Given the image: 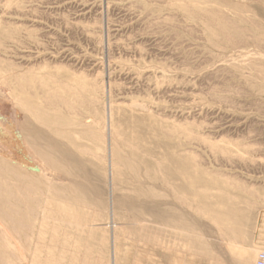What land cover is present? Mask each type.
I'll return each instance as SVG.
<instances>
[{
  "label": "rangeland",
  "instance_id": "obj_1",
  "mask_svg": "<svg viewBox=\"0 0 264 264\" xmlns=\"http://www.w3.org/2000/svg\"><path fill=\"white\" fill-rule=\"evenodd\" d=\"M152 1L0 0V264L264 252V0Z\"/></svg>",
  "mask_w": 264,
  "mask_h": 264
},
{
  "label": "bare ground",
  "instance_id": "obj_2",
  "mask_svg": "<svg viewBox=\"0 0 264 264\" xmlns=\"http://www.w3.org/2000/svg\"><path fill=\"white\" fill-rule=\"evenodd\" d=\"M149 1H150V0H149ZM151 1H152V0H151ZM154 1H155V0H154ZM165 1H166V0H165ZM228 1H229V0H228ZM152 2H153V1H152ZM166 2H167V1H166ZM164 3H165V2H164ZM252 3H253V2H252ZM222 4H223V3H222ZM187 5H188V4H187ZM226 5H227V4H226ZM189 6H190V5H189ZM233 6H234V5H233ZM140 7H141V6H139V8H140ZM142 7H143V6H142ZM215 9H216V8H215ZM212 11H213V10H212ZM230 11H231V10H230ZM222 12H223V11H222ZM153 13H154V12H153ZM223 14H224V13H223ZM148 15H150V13H148ZM200 15H201V14H200ZM219 15L221 16V13H220ZM155 16H156V15H155ZM238 16H239V14H238ZM157 17H158V16H157ZM169 17H170V16H169ZM195 17H197V16H195ZM204 17H205V16H204ZM204 17H203V18H204ZM225 17H226V16H225ZM197 18H198V17H197ZM206 18H207V17H206ZM155 19H156V18H155ZM179 19H180V18H179ZM242 19H243V18H242ZM246 19H247V18H246ZM156 20H157V19H156ZM208 20H209V19H208ZM208 20H207V21H208ZM227 20H229V18H227ZM209 21H210V20H209ZM217 21H218V20H217ZM236 21H237V20H236ZM242 21H243V20H242ZM180 22H181V21H180ZM203 22L206 23L205 21H203ZM223 22H224V18H223ZM150 23H151V22H150ZM224 23H225V22H224ZM231 23H232V22H231ZM254 23H255V22H254ZM207 24H208V23H207ZM210 24H211V23H210ZM239 24H240V22H239ZM255 24H256V23H255ZM257 24H258V22H257ZM136 25H137V24H136ZM144 25H145V24H144ZM217 25H218V24H217ZM221 25H222V23H221ZM251 25H252V24H251ZM259 25H261V24L259 23ZM259 25H258V26H259ZM176 26H177V25H176ZM214 26H215V23H214ZM228 26H230V25H228ZM239 26H241V25H239ZM255 26H257V25H255ZM187 27H188V26H187ZM222 27H223V26H222ZM259 27H260V26H259ZM261 27H263V24H262ZM138 28H139V27H138ZM172 28H173V27H172ZM191 28H192V27H191ZM247 28H248V27H247ZM229 29H230V28H229ZM229 29H228V30H229ZM237 29H238V28H237ZM242 29H243V28H242ZM256 29H257V28H256ZM259 29H260V28H259ZM259 29H258V30H259ZM168 30H169V29H168ZM182 30H183V29H182ZM195 30H196V29H195ZM214 30H216V28H215ZM231 30H232V29H231ZM238 30H239V29H238ZM240 30H241V29H240ZM240 30H239V31H240ZM243 30H244V29H243ZM243 30H242V31H243ZM261 30H262V29H261ZM261 30H260V32H261ZM217 31H218V30H217ZM244 31H245V30H244ZM247 31H250V30H247ZM255 31H256V30H255ZM263 31H264V27H263ZM263 31H262V32H263ZM150 32H151V31H150ZM257 32H258V31H257ZM217 33H218V32H217ZM230 33H231V32H230ZM252 33H253V32H251V34H252ZM173 34H174V33H173ZM228 34H229V33H228ZM260 34H261V33H260ZM176 35H177V34H176ZM219 35H220V32H219ZM219 35H218V37H219ZM232 35H233V34L231 33L230 36H232ZM236 35H237V34H236ZM239 35H241V34H239ZM226 36H227V35H226ZM226 36H225V37H226ZM228 36H229V35H228ZM230 36H229V37H230ZM233 36H234V35H233ZM242 36H244V35H242ZM245 36H246V35H245ZM239 37H240V36H239ZM250 37H251V35H250ZM257 37L260 39L259 36H257ZM84 38H85V37H84ZM247 38H248V37H247ZM253 38H254V37H253ZM258 38H257V39H258ZM226 39H227V37H226ZM231 39H233V37H232ZM234 39H235V38H234ZM234 39H233V40H234ZM236 39H237V38H236ZM242 39H243V38H242ZM249 39H250V38H249ZM262 39L264 40V38L261 37V40H262ZM199 40H200V39H199ZM211 40H212V39H211ZM227 40H228V39H227ZM229 40H230V39H229ZM247 40H248V39H247ZM261 40H257V42H258V41H261ZM221 41H223V40L221 39ZM243 41H244V40H243ZM245 41H246V39H245ZM253 41H254V40H253ZM218 42H219V41H218ZM223 42H224V41H223ZM230 42H231V41H230ZM239 42H241V41L236 42V43H237L236 45H238ZM247 42H248V41H247ZM262 42H263V41H262ZM262 42H261V45L264 44V43H262ZM89 43H90V42H89ZM213 43H214V40H213ZM248 43H249V42H248ZM254 43H256V42H254ZM240 44H242V42H241ZM258 44H259V43H258ZM216 45H217V43H216ZM219 45H220V44H219ZM230 45L232 46L231 43H230ZM233 45H234V44H233ZM243 45H244V44H243ZM245 45H246V43H245ZM245 45H244V46H245ZM252 45H253V44H252ZM261 45H259V46L261 47ZM221 46H222V45H221ZM221 46H219V47H221ZM238 46H239V45H238ZM244 46H243V47H244ZM256 46H257V44H256ZM259 46L256 47V48H260ZM233 47H235V45H234ZM247 47H248V46H247ZM250 47H251V46H250ZM238 48L240 49V47H238ZM245 48H246V47H245ZM222 49H224V48H222ZM228 49H229V48H227V51H228ZM239 49H238V50H239ZM225 50H226V49H225ZM234 50L236 51L235 48H234ZM241 50H243V48H242ZM261 50H262V49H261ZM229 51H230V50H229ZM231 51H233V50L231 49ZM245 51H246V50H245ZM248 51H249V50H248ZM250 51H251V50H250ZM263 51H264V50H263ZM76 52H77V51H76ZM225 52H226V51H225ZM254 52H255V51H254ZM254 52H253V53H254ZM256 52H257V51H256ZM260 52H261V51H260ZM260 52H259V55H260ZM251 53H252V52H249V53L247 52V54H249V55H251ZM222 54H224V53H222ZM225 54H227V53H225ZM136 55H137V54H136ZM242 55H243V53H242ZM242 55H241V56H242ZM221 56H223V55H221ZM233 56H234V55H233ZM236 56H239V55L236 54ZM246 56H247V55H246ZM246 56H245V57H246ZM227 57H228V56H227ZM222 58H223V57H222ZM225 58H226V57H225ZM228 58H229V57H228ZM242 58H243V57H242ZM231 59H233V57H232ZM218 60H219V59H218ZM226 60H227V59H226ZM234 60H235V59H234ZM237 60H238V59H236V61H237ZM163 61H164V60H163ZM180 61H181V60H180ZM182 61H183V60H182ZM221 61H222V60H221ZM227 61H228V60H227ZM250 61H251V60H249V62H250ZM231 62H232V61H231ZM239 62H240V61H238V64H240ZM179 63H180V62H179ZM222 63H223V62H222ZM236 63H237V62H236ZM236 63H234V64H236ZM250 63H251V62H250ZM249 65H250V64H249ZM238 68H239V67H238ZM254 68H255V67H254ZM255 69H257V68H255ZM258 71H259V69H258ZM17 72H18V71H17ZM14 75H15V74H13V76H14ZM208 75H209V73H208ZM198 76H199V75H198ZM15 77H16V76H15ZM207 78H208V77H207ZM262 78H263V77H262ZM262 78H261V80H262ZM224 79H225V78H224ZM226 79H227V78H226ZM206 80H207V79H206ZM217 81H218V80H217ZM207 82H208V81H207ZM226 82H227V81H226ZM4 83H5V82H4ZM8 83H9V82H8ZM17 83H18V81H17ZM205 83H206V82H205ZM261 84H262V83H261ZM263 84H264V83H263ZM6 85H7V84H6ZM62 86H63V85H62ZM69 86H70V84H69ZM66 87H67V86H66ZM263 87H264V85H263ZM9 88H11V87H9ZM214 88H215V87H214ZM218 89H219V88H218ZM1 90H2V89H1ZM165 90H167V89H165ZM212 90H213V89H212ZM230 90H231V89H230ZM23 91H24V90H23ZM170 91H171V90H170ZM218 91H219V90H218ZM224 91H225V90H224ZM9 92H10V91H9ZM70 92H71V91H70ZM164 92H165V91H164ZM164 92H163V93H164ZM167 92H168V91H167ZM208 92H209V91H208ZM222 92H223V91H222ZM226 92H227V91H226ZM10 93H11V92H10ZM129 93H130V92H129ZM165 93H166V92H165ZM204 93H205V92H204ZM51 94H52V92H51ZM15 95H16V94H15ZM209 96H210V95H209ZM259 96H260V95H259ZM46 98H47V96H46ZM75 99H76V98H75ZM167 99H168V98H167ZM210 99H211V98H210ZM217 99H218V98H217ZM44 100H45V99H44ZM62 101H63V100H62ZM210 101H211V100H210ZM48 102H49V101H48ZM55 102H56V101H55ZM66 102H67V101H66ZM79 102H80V101H79ZM128 102H129V101H128ZM232 102H233V101H232ZM249 102H250V101H249ZM125 103H126V102H125ZM243 103H244V102H243ZM49 104H50V102H49ZM68 104H69V103H68ZM87 104H88V103H87ZM19 105H20V104H19ZM248 105H249V104H247V106H248ZM52 106H53V105H52ZM71 106H72V104H71ZM21 107H22V106H21ZM66 108H67V107H66ZM74 108H75V107H74ZM247 108H248V107H247ZM51 110H52V109H51ZM154 110H155V109H154ZM255 110H256V109H255ZM257 110H258V109H257ZM79 111H80V110H79ZM161 112H162V111H161ZM159 113H160V112H159ZM78 114H79V113H78ZM157 114H158V112H157ZM214 114H215V113H214ZM91 115H92V114H91ZM79 117H80V116H79ZM164 117H165V116H164ZM219 117H220V116H219ZM66 118H67V117H66ZM68 118H69V117H68ZM107 118H108V114H107ZM167 118H168V117H167ZM223 118H224V117H223ZM226 118H227V117H226ZM165 119H166V118H165ZM171 119H172V118H171ZM191 119H192V118H191ZM108 120H109V119H108ZM167 120H168V119H167ZM185 120H186V119H185ZM237 120H238V119H237ZM34 121H35V120H34ZM91 121H92V120H91ZM239 121H240V120H239ZM250 121H251V120H250ZM84 122H85V121H84ZM84 122H83V123H84ZM198 122H199V121H198ZM201 124H202V123H201ZM253 124H254V123H253ZM2 125H3V124H2ZM88 125H89V124H88ZM221 126H222V125H221ZM242 128H243V127H242ZM49 129H50V128H49ZM49 131H50V130H49ZM96 131H97V130H96ZM5 133H6V132H5ZM251 133H252V132H251ZM108 134H109V132H108ZM255 134H256V133H255ZM109 135H110V134H109ZM109 135H108V137H109ZM211 135H212V134H211ZM256 135H257V134H256ZM7 136H8V135H7ZM198 136H199V135H198ZM10 137H11V136H10ZM28 137H29V136H28ZM90 137H91V136H90ZM92 137H93V136H92ZM221 137H222V136H221ZM8 138H9V137H8ZM29 138H30V137H29ZM105 138H106V137H105ZM93 139H96V140H97L98 138L93 137ZM78 141H79V140H78ZM188 142H189V141H188ZM109 143H110V142H109ZM117 144H118V143H117ZM127 144H128V143H127ZM196 144H197V143H196ZM7 145H8V144H7ZM121 145H122V144H121ZM128 145H129V144H128ZM31 146H33V144H32ZM216 146H217V145H216ZM245 146H246V145H245ZM259 146H260V144H259ZM36 147H37V146H36ZM36 147H35V148H36ZM109 147H110V145H109ZM261 147H262V146H261ZM9 148H10V147H9ZM32 148H33V147H32ZM46 148H47V147H46ZM50 148H51V147H50ZM110 148H111V147H110ZM133 148H134V146H133ZM202 148H203V147H202ZM216 148H217V147H216ZM33 149H34V148H33ZM33 149H32V150H33ZM36 149L38 150V147H37ZM47 149H48V148H47ZM131 149H132V147H131ZM17 150H19V149H17ZM40 150L42 151L43 149H40ZM84 150H85V149H84ZM84 150H83L82 152H84ZM187 150H188V149H187ZM189 150H190V149H189ZM20 151H21V150H20ZM34 151H35V149H34ZM41 151H40V152H41ZM78 151H79V150H78ZM86 151H87V150H86ZM86 151H85V152H86ZM88 151H89V150H88ZM110 151H111V150H110ZM217 151H218V148H217ZM4 152H5V151H4ZM15 152H16V150H15ZM38 152H39V151H38ZM42 152L44 153V151H42ZM89 152H90V151H89ZM251 152H252V151H251ZM2 153H3V152H2ZM29 153H30V152H29ZM87 153H88V152H87ZM189 153H190V151H189ZM3 154H5V153H3ZM18 154H19V153H18ZM33 154L36 155V153H33ZM84 154H86V153H84ZM88 154H89V153H88ZM90 154H91V153H90ZM137 154H138V153H137ZM40 155H41V154L38 153V156H40ZM43 155L45 156V153H44ZM193 155H194V153H193ZM47 156L49 157L50 154L47 155ZM77 156H78V155H77ZM82 156H83V155H82ZM91 156H92V155H91ZM5 157H6V156H5ZM10 157H11V156H10ZM48 157H47V158H48ZM50 157H51V156H50ZM39 158H40V157H39ZM41 158L44 159L43 156H42ZM47 158H46V159H47ZM83 158H85V157H83ZM113 158H114V156H113ZM5 159H6V158H5ZM26 159H27V158H26ZM46 159H45V161H46ZM200 159H201V158H200ZM40 160H41V159H40ZM51 160H52V159H51ZM17 161H18V160H17ZM43 161H44V160H42V162H43ZM54 161H55V159H54ZM103 161H104V160H103ZM250 161H251V160H250ZM254 161H255V160H254ZM40 162H41V161H40ZM49 162L51 163V161H49ZM49 162H48V163H49ZM55 162H56V161H55ZM60 162H61V161H60ZM212 162H213V161H212ZM43 163H45V162H43ZM43 163H42V164H43ZM48 163H47V165L45 164L46 167H48L49 165H52V163L49 164V165H48ZM53 163H54V162H53ZM86 163H87V161H86ZM110 163H111V161H110ZM6 164H7V163H6ZM55 164H57V163H55ZM111 164H112V163H111ZM113 164H114V163H113ZM130 164H131V163H130ZM134 164H135V163H134ZM57 165H58V164H57ZM62 165H63V163H62ZM65 165H66V164H65ZM65 165H63V167H64ZM11 166H12V165H11ZM11 166H10V167H11ZM26 166H27V165H26ZM84 166H86V165H85V162H84ZM3 167H4V166H3ZM51 167H52V166H51ZM60 167H61V166H60ZM116 167H117V166H116ZM6 168H7V167H6ZM49 168H50V167H49ZM64 168H65V167H64ZM7 169H8V168H7ZM54 169H56V168H54ZM66 169L68 170V168H66ZM66 169H65V170H66ZM75 169H77V168H75ZM159 169H160V168H159ZM56 170H57V169H56ZM58 170H60V169H58ZM67 170H66V171H67ZM83 170H84V167H83ZM244 170H245V169H244ZM263 170H264V169H263ZM41 171H42V170H41ZM49 171H50V170H49ZM51 171H54V170L52 169ZM60 171H61V170H60ZM66 171H61V172H66ZM77 171H78V170H77ZM85 171H86V169H85ZM111 171H112V170H111ZM246 171H247V170H246ZM9 172L13 173L12 171H9ZM18 172H19V171H18ZM31 172H32V171H31ZM67 172H68V171H67ZM16 173H17V170L14 172V174H16ZM19 173L21 174V172H19ZM38 173H39V172H38ZM68 173H69V172H68ZM117 173H118V171H117ZM138 173H139V172H138ZM1 174H2V173H1ZM55 174L58 175L57 173H55ZM59 174H61V173H59ZM70 174H71V173H70ZM70 174H69V175H70ZM139 174H140V173H139ZM12 175H13V174H12ZM34 175H35V174H34ZM39 175H40V173H39ZM39 175H38V176H39ZM49 175L51 176V174H49ZM56 175H55V176H56ZM110 175H111V174H110ZM8 176H9V175H8ZM44 176L46 177V174H44ZM61 176H64V175H61ZM61 176H60V177H61ZM139 176H140V175H139ZM20 177H21V175H20ZM30 177H32V176H30ZM33 177H34V176H33ZM33 177H32V178H33ZM69 177H70V176H69ZM71 177H73V176H71ZM77 177H79V176H77ZM137 177H138V176H137ZM142 177H143V176H142ZM147 177H148V176H147ZM1 178H2V177H1ZM3 178H4V177H3ZM21 178H22V177H21ZM25 178H29V177H26V176H25ZM25 178H23V180H24ZM48 178H49V177H48ZM48 178H47V179H48ZM140 178H141V177H140ZM30 179H31V178H30ZM47 179H46V180H47ZM58 179H59V177H58ZM60 179H61V178H60ZM70 179H71V178H70ZM74 179H75V177H74ZM80 179H81V178H80ZM82 179H83V178H82ZM33 180H34V179H33ZM37 180H38V178H37ZM56 180H57V178H56ZM61 180L64 181V180H65L64 177H63ZM67 180H68V179H67ZM67 180H65V181H67ZM11 181H12V180H11ZM41 181H42V180H41ZM54 181H55V180H54ZM129 181H130V179H129ZM242 181H243V180H242ZM7 182H8V181H7ZM29 182H30V180H29ZM35 182H36V181H35ZM39 182H40V181H39ZM48 182H50L49 179H48ZM56 182H57V181H56ZM74 182H75V181H74ZM80 182H81V181H80ZM92 182H93V181H92ZM130 182H131V181H130ZM13 183H14V182H13ZM13 183H12V184H13ZM15 183H16V181H15ZM23 183H24V182H23ZM37 183H38V182H37ZM40 183H41V182H40ZM57 183H58V182H57ZM33 184H34V183H33ZM51 184H53V180H52V183H51ZM112 184H113V183H112ZM242 184H243V183H242ZM2 185H3V184H2ZM28 185H29V184H28ZM65 185H66V184H63V186H65ZM72 185H73V184H72ZM72 185H69V186L71 187ZM87 185H88V184H87ZM12 186H13V185H12ZM18 186H19V185H18ZM36 186H37V185H36ZM44 186H45V185H44ZM54 186H55V184H54ZM73 186H74V185H73ZM88 186H89V185H88ZM95 186H96V185H95ZM250 186H251V185H250ZM19 187H20V186H19ZM45 187H46V186H45ZM55 187H56V186H55ZM59 187L61 188V185H60ZM75 187H77V186H75ZM89 187H90V186H89ZM92 187H93V185H92ZM96 187H97V186H96ZM243 187H244V186H243ZM14 188H15V187H14ZM34 188H35V187H34ZM47 188H48V187H47ZM53 188H54V187H53ZM62 188H63V187H62ZM77 188H78V187H77ZM77 188H76V189H77ZM93 188H94V187H93ZM142 188H143V187H142ZM149 188H150V187H149ZM151 188H152V187H151ZM15 189H16V188H15ZM23 189H24V188H23ZM29 189H30V188H29ZM32 189H33V188H32ZM32 189H31V191H32ZM35 189H37V188H35ZM39 189H40V188H39ZM49 189H51V188L49 187ZM49 189H48V190H49ZM54 189H55V188H54ZM56 189H57V187H56ZM63 189H64V188H63ZM69 189H70V188H69ZM69 189H68V190H69ZM73 189H74V188H73ZM97 189H99V187H98ZM137 189H138V188H137ZM147 189H148V187H147ZM25 190H26V189H25ZM48 190H47V192H49ZM57 190H58V189H57ZM68 190H67V191H68ZM140 190H141V189H140ZM144 190H145V188H144ZM148 190H149V189H148ZM148 190H146V191H148ZM150 190H151V189H150ZM152 190H153V189H152ZM170 190H171V189H170ZM243 190H244V189H243ZM19 191H20V190H19ZM22 191H23V190H22ZM33 191H34V190H33ZM33 191H32V192H33ZM36 191H38V189H37ZM41 191H42V190H41ZM41 191H40V195L42 194ZM54 191H55V190H53V192H54ZM60 191H61V190H60ZM71 191H72V188H71ZM74 191H75V189H74ZM130 191H131V189H130ZM141 191H142V190H141ZM153 191H154V190H153ZM16 192H17V190H16ZM34 192H35V191H34ZM34 192H33V193H34ZM47 192H46V193H47ZM63 192H65V191H63ZM69 192H70V191H69ZM78 192H79V190H78ZM202 192H203V191H202ZM4 193H6V191H5ZM35 193H36V192H35ZM50 193H51V192H50ZM134 193H135V192H134ZM139 193H140V192H139ZM220 193H221V192H220ZM18 194H19V193H18ZM23 194H24V193H23ZM23 194H22V195H23ZM51 194H53V193H51ZM65 194H66V193H65ZM68 194H69V193H68ZM71 194H72V193H71ZM76 194H77V193H76ZM80 194H81V193H80ZM90 194H91V193H90ZM202 194H203V193H202ZM6 195H7V194H6ZM30 195H31V194H30ZM36 195L38 196L37 193H36ZM36 195H35V196H36ZM56 195H57V193H56ZM59 195H62V193L59 194ZM63 195H64V194H63ZM69 195H70V194H69ZM73 195H74V193H73ZM13 196H14V194H13ZM25 196H26V194H25ZM66 196H67V195H66ZM66 196H65V197H66ZM70 196H72V195H70ZM77 196H78V195H77ZM155 196H156V195H155ZM255 196H256V195H255ZM16 197H17V196H16ZM26 197H27V196H26ZM28 197H30V196L28 195ZM42 197H44V196H42ZM55 197H56V196H55ZM61 197H62V196H61ZM72 197H74V196H72ZM152 197H153V196H151V198H152ZM11 198H12V197H11ZM24 198H25V197H24ZM24 198H23V199H24ZM37 198H38V197H37ZM46 198H48V197H46ZM59 198H60V197H59ZM70 198H71V197H70ZM85 198H86V196H85ZM144 198H145V196H144ZM14 199H15V198H14ZM30 199H31V198H30ZM33 199H34V198H33ZM67 199H68V198H67ZM73 199H74V198H73ZM153 199H154V198H153ZM155 199H156V197H155ZM17 200H19V199H17ZM38 200H39V199H37V201H38ZM48 200H49V199H48ZM65 200H66V199H65ZM68 200H69V199H68ZM76 200H77V199H76ZM79 200H80V199H79ZM79 200H78V201H79ZM148 200H149V199H148ZM177 200H178V199H177ZM9 201H10V200H9ZM12 201H13V200H12ZM15 201H16V200H15ZM15 201H14V202H15ZM24 201H25V200H24ZM39 201H40V200H39ZM39 201H38V202H39ZM42 201H43V200H42ZM66 201H67V200H66ZM71 201H72V200H71ZM73 201H74V200H73ZM80 201H81V200H80ZM5 202H6V201H5ZM17 202H18V201H17ZM0 203H1V202H0ZM3 203H4V202H3ZM3 203H2V204H3ZM8 203H9V202H7V204H8ZM10 203H11V201H10ZM15 203H16V202H15ZM21 203H22V202H21ZM33 203H34V202H33ZM39 203H40V202H39ZM46 203H47V202H46ZM46 203H45V205H46ZM13 204H14V203H13ZM13 204H12V206H13ZM22 204H23V203H22ZM47 204H48V203H47ZM65 204H66V203H65ZM87 204H88V203H87ZM89 204H90V203H89ZM4 205H5V204H4ZM10 205H11V204H10ZM36 205H37V204H36ZM70 205H72V204H70ZM90 205H91V204H90ZM40 206H41V203H40ZM40 206H38V207L41 208ZM50 207H52L51 204H50ZM141 207H142V205H141ZM11 208H12V207H11ZM29 208H30V207H28L27 210H29ZM75 208H77V206L74 205V209H75ZM81 208H82V207H81ZM0 209H1V207H0ZM48 209H51V208L48 207ZM12 210H13V209H12ZM86 210H88V209H86ZM91 210H92V209H91ZM29 211H30V210H29ZM35 211L38 213L37 210H35ZM35 211L32 210V212H34V213H35ZM52 211H53V210H52ZM88 211H89V210H88ZM11 212H12V211H11ZM13 212H14V211H13ZM22 212H23V211H22ZM24 212H25V211H24ZM45 212H46V209H45ZM47 212H48V211H47ZM54 212H55V210H54ZM90 212H91V211H90ZM90 212H89V213H90ZM3 213H4V212H3ZM7 213H8V212H7ZM15 213H17V212H15ZM18 213H19V212H18ZM29 213H30V212H29ZM56 213H57V211H56ZM30 214L33 216V213H30ZM39 214H40V213H39ZM39 214H37V215H39ZM43 214H44V213H43ZM67 214H68V213H67ZM78 214H79V212H78ZM9 215H10V214H9ZM20 215H21V214H20ZM44 215H45V214H44ZM52 215H53V214H52ZM59 215H60V214H59ZM90 215H91V214H89V216H90ZM93 215H94V214H93ZM0 216H2V215L0 214ZM17 216H18V215H17ZM24 216H25V215H24ZM42 216H43V215H42ZM60 216H61V215H60ZM60 216H57V217H60ZM71 216H72V214H71ZM79 216H81V215L79 214ZM12 217H13V216H12ZM21 217H22V216H21ZM33 217H34V216H33ZM35 217H37V216H35ZM45 217H46V215H45ZM73 217H74V216H73ZM81 217H82V216H81ZM7 218L9 219V216H7ZM48 218H49V217H48ZM82 218H83V217H82ZM82 218H81V220H82ZM84 218H85V217H84ZM29 219H30V217H29ZM34 219H37V218H34ZM54 219H56V218H54ZM75 219H76V218H75ZM4 220H5V219H3V221H4ZM12 220H13V219H11V221H10V219H9L10 222H12ZM14 220H15V223H16V221H18L17 219H14ZM168 220H169V219H168ZM35 221H37V220H35ZM38 221H39V220H38ZM54 221H55V220H54ZM57 221H58V219H57ZM59 221H60V220H59ZM73 221H76V220H73ZM82 221H83V220H82ZM87 221H88V220H87ZM87 221H86V223H87ZM170 221L172 222L171 219H170ZM173 221H175V220H173ZM40 222H41V220H40ZM166 222H167V221H166ZM5 223H7V221H6ZM56 223H57V222H56ZM176 223H177V221H176ZM7 224H8V223H7ZM13 224H14V221H13ZM20 224H21V223H20ZM44 224L46 225V223H44ZM54 224H55V223H54ZM172 224H173V222H172ZM3 225H4V224H3ZM8 225H9V224H8ZM11 225H12V224H11ZM11 225H10V226H11ZM14 225H16V224H14ZM21 225H22V224H21ZM47 225L49 226V223H48ZM51 225H52V224H51ZM51 225H50V226H51ZM87 225H88V223H87ZM214 225L220 230V232H222V229H221V227H220L221 225H220V223H219L218 220H216V221L214 220ZM17 226L19 227V223H18ZM22 226H23V225H22ZM22 226H21V227H22ZM24 226H26V225H24ZM30 226H31V225H30ZM35 226H36V225H35ZM35 226H34V227H35ZM56 226H57V225H56ZM56 226L54 225V227H56ZM80 226H81V225H80ZM175 226H176V224H175ZM178 226H179V225H178ZM32 227H33V226H32ZM34 227H33V229H34ZM19 228H20V227H19ZM23 228H24V227H22V229H23ZM26 228H27V226H26ZM30 228H31V227H30ZM44 228L46 229V227H44ZM58 228H59V227H58ZM58 228H57V229H58ZM190 228H191V226H190ZM1 229H3V228H1ZM1 229H0V231H1ZM4 229H6L5 226H4ZM11 229H13V228L11 227ZM22 229H21V230H22ZM24 229H25V228H24ZM36 229H37V228H36ZM36 229H35V230H36ZM191 229H192V228H191ZM193 229H194V228H193ZM13 230H14L13 232H16V233H17L16 229H13ZM27 230H28V228H27ZM59 230H60V229H59ZM187 230H189V229H187ZM228 230H230V229H228ZM231 230H232V229H231ZM7 231H10V230H9V229H6V232H7ZM22 231H24V230H22ZM29 231H30V230H29ZM37 231H39V229H38ZM55 231H56V230H55ZM2 232H3V231H2ZM13 232H12V233H13ZM57 232H59V231H57ZM190 232H192V230H190ZM193 232H196V231H193ZM16 233H15V234H16ZM30 233H31V235H32V230H31ZM33 233H34V232H33ZM42 233H44V231H43ZM55 233H56V232H55ZM1 234H2V233H0V235H1ZM3 234H4V233H3ZM3 234H2V235H3ZM5 234H6V233H5ZM8 234H9V232H8ZM10 234H11V233H10ZM37 234H39V233H37ZM56 234H57V233H56ZM219 234H220V233H219ZM17 235H20V233H17ZM28 235H29V234H28ZM194 235H195V234H194ZM4 236H5V235H3V238H4V240H6V239H5L6 236H5V237H4ZM10 236H11V237H10ZM10 236L8 235L7 237H10V238L12 239V234H11ZM24 236H25V238L29 237V236H26L25 234H24ZM37 236H38V235H37ZM220 236H221V234H220ZM16 237H17V236H16ZM30 237H31V236H30ZM40 237H41V236H40ZM10 238H9V239H10ZM31 238H32V237H31ZM31 238H30V239H31ZM36 238H38V237H36ZM16 239L18 240V238H16ZM38 239H39V238H38ZM13 240H14V239H13ZM28 240H29V239H28ZM2 241H3V239H2ZM11 241H12V240H10V242H11ZM14 241H15V240H14ZM23 241H24V240H23ZM111 241H113V243H114V240H111ZM0 242H1V241H0ZM16 242H18V241H16ZM16 242L13 243V244L15 245ZM19 242H20V240H19ZM21 243H22V242H21ZM21 243H18V244H20V247L17 246V245H15V246H17V248L19 247V249H20V248L23 246V245H22L23 243H22V244H21ZM6 244H7V243H4V247H5ZM114 244H115V243H114ZM14 245H12V246H14ZM7 246H9V241H8V245H6V247H7ZM10 246H11V245H10ZM12 246H11V247H12ZM34 246H35V245H34ZM37 246H38V245H37ZM0 247H1V246H0ZM23 247H25V246H23ZM27 247H29V246H27ZM9 248H10V247H9ZM114 248H115V247H114ZM10 249H12V248H10ZM29 249H30V248H29ZM37 249H38V248H37ZM16 251L18 252V250H16ZM19 251H20V250H19ZM23 251H24V250H23ZM113 251H114V250H113ZM25 253H26V252H25ZM114 253H115V252H114ZM236 254H238V253H236ZM15 255H16V254H15ZM22 256H23V255H22ZM15 257H16V256H14L13 259H16V260H17V259L21 258V256H18L19 258H15ZM254 259H255V258H254ZM24 260H25V258H24ZM27 260H28V259H26V261H27ZM20 261H21V260H20ZM20 261H18V262L21 263ZM22 262H23V261H22ZM33 263H34V262H33ZM33 263H32V264H33ZM110 263H111V262H110ZM15 264H16V263H15ZM22 264H23V263H22ZM113 264H114V263H113Z\"/></svg>",
  "mask_w": 264,
  "mask_h": 264
},
{
  "label": "built area",
  "instance_id": "obj_3",
  "mask_svg": "<svg viewBox=\"0 0 264 264\" xmlns=\"http://www.w3.org/2000/svg\"><path fill=\"white\" fill-rule=\"evenodd\" d=\"M255 264H264V252L258 255Z\"/></svg>",
  "mask_w": 264,
  "mask_h": 264
}]
</instances>
